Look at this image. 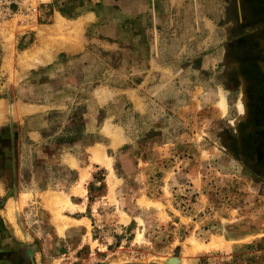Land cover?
<instances>
[{"label": "rangeland", "instance_id": "rangeland-1", "mask_svg": "<svg viewBox=\"0 0 264 264\" xmlns=\"http://www.w3.org/2000/svg\"><path fill=\"white\" fill-rule=\"evenodd\" d=\"M0 264H264V0H0Z\"/></svg>", "mask_w": 264, "mask_h": 264}]
</instances>
